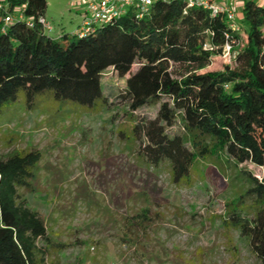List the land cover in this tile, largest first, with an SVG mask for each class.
Listing matches in <instances>:
<instances>
[{"label": "trees", "instance_id": "obj_1", "mask_svg": "<svg viewBox=\"0 0 264 264\" xmlns=\"http://www.w3.org/2000/svg\"><path fill=\"white\" fill-rule=\"evenodd\" d=\"M0 2L23 14L6 24L0 11V117L21 100L33 109L43 96L59 105L110 110L102 81L114 72L125 80L118 100L131 114L159 105L154 119L133 121L131 133L153 143L150 162L171 164L175 185H190L192 171L209 163L234 168L248 183L228 204L224 225L239 231L264 264V176L241 168H264V5L244 0L248 42L242 48L240 30L225 14L188 8L182 0L157 1L142 18L132 9L84 36L78 30L55 37L40 22L47 0ZM228 42L237 67L202 73ZM178 126L180 133L170 135ZM41 160L37 150L0 159V264H52L55 243L46 223L19 194L30 188ZM147 219L144 213L133 223Z\"/></svg>", "mask_w": 264, "mask_h": 264}, {"label": "rangeland", "instance_id": "obj_2", "mask_svg": "<svg viewBox=\"0 0 264 264\" xmlns=\"http://www.w3.org/2000/svg\"><path fill=\"white\" fill-rule=\"evenodd\" d=\"M90 1L47 0L51 35L77 32L85 16L91 17L86 14ZM236 13L244 48L246 26ZM227 65L237 67L233 56H218L202 73ZM102 82L113 102L110 110L59 105L43 96L33 109L21 100L0 117V159L35 150L42 154L30 188L19 194L44 219L55 243L49 262L262 264L240 232L224 225L228 204L248 187L238 171L202 164L192 171L190 185H175L171 164L150 162L153 143L131 133L133 121L154 119L159 105L131 114L118 100L125 80L108 71ZM169 133L179 134V126ZM241 168L258 179L264 176V168ZM144 213L143 225L133 223Z\"/></svg>", "mask_w": 264, "mask_h": 264}, {"label": "built area", "instance_id": "obj_3", "mask_svg": "<svg viewBox=\"0 0 264 264\" xmlns=\"http://www.w3.org/2000/svg\"><path fill=\"white\" fill-rule=\"evenodd\" d=\"M157 1H170V0H92L88 3L86 14H91V17L85 16L83 24L79 29L82 36L88 34L92 30V26L96 24H108L116 19L124 17L130 10L134 9L139 17H144ZM188 8L201 7L204 10H209L213 16L225 14L227 20L234 30H239L237 26V13L232 7L234 0H182ZM6 12V24L12 23L16 20H23V14L19 9L9 12L7 5L0 2V11ZM44 29L48 32L54 30L53 26L42 18L40 20ZM30 26H32L30 24ZM207 47V46H206ZM222 56H233V44L228 42L224 49Z\"/></svg>", "mask_w": 264, "mask_h": 264}, {"label": "crops", "instance_id": "obj_4", "mask_svg": "<svg viewBox=\"0 0 264 264\" xmlns=\"http://www.w3.org/2000/svg\"><path fill=\"white\" fill-rule=\"evenodd\" d=\"M243 3H244V0H234L233 4H232V7L235 9V10H239L240 12V17H242V7H243ZM237 8V9H236ZM62 33V32H61ZM60 33V34H61ZM60 34L58 33L57 36H60Z\"/></svg>", "mask_w": 264, "mask_h": 264}]
</instances>
